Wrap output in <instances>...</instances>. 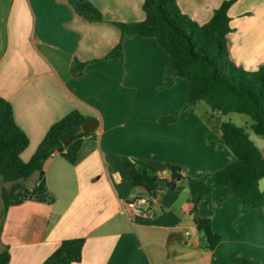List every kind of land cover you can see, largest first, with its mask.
I'll use <instances>...</instances> for the list:
<instances>
[{
    "label": "crops",
    "instance_id": "1",
    "mask_svg": "<svg viewBox=\"0 0 264 264\" xmlns=\"http://www.w3.org/2000/svg\"><path fill=\"white\" fill-rule=\"evenodd\" d=\"M91 1L104 20L84 19L69 0H0V97L11 101L30 138L22 158L30 160L50 127L73 110L99 122L77 164L59 154L45 162L54 202L29 200L9 209L0 252L9 246L10 264H42L64 239L85 237L83 259L73 264H241L242 257L264 263V209L241 214V200L228 186L216 187L199 206L222 235L212 251L194 236L186 186L156 191L163 207L152 220L131 212L130 203L146 192L133 185L122 155L146 159L159 177L170 179L172 162L191 177L210 174L211 181L235 156L208 137L213 130L197 105L185 107L187 79L163 88L170 55L158 39L122 36L115 22L143 21V0ZM178 1L205 24L224 0ZM229 14L233 58L247 70L259 69L264 0H238ZM119 41L124 60L106 58ZM77 61L87 63L80 74L72 71ZM176 112L174 122H161ZM32 176L34 186L39 174Z\"/></svg>",
    "mask_w": 264,
    "mask_h": 264
},
{
    "label": "trees",
    "instance_id": "2",
    "mask_svg": "<svg viewBox=\"0 0 264 264\" xmlns=\"http://www.w3.org/2000/svg\"><path fill=\"white\" fill-rule=\"evenodd\" d=\"M238 0H224L205 24H201L186 14L178 0H143L146 18L143 21L115 24L122 36L141 35L156 37L160 45L170 55V64L164 76L163 88L173 86L177 79L190 82L187 108L204 101L213 113L232 112L248 115L252 119L251 128L264 136V65L257 70H247L239 65L231 52V16L229 10ZM77 13L89 21L104 20L103 12L91 0H69ZM121 41L106 55V58L124 60ZM87 63L77 61L72 71L83 72ZM178 112L163 115L161 122H174ZM87 117L80 110H73L55 122L39 144L30 160L25 161L22 153L28 148L30 138L17 123L11 101L0 97V184L3 199L1 222L12 206L29 200L54 202L55 197L47 186L44 165L54 154H59L71 164L81 160V150L89 133L82 128ZM73 135L68 144L65 140ZM210 139H216L233 152L235 160L213 174L191 177L183 167L167 163L171 172L168 188L178 186L189 189L190 212L198 232L201 249L215 250L222 241V235L213 227L210 217L199 212L201 201L216 187L228 186L241 200V214L264 207V189L260 181L264 178V153L251 138L245 127L232 121H222L220 132H209ZM129 167L133 185L144 192H156L162 188L156 178L157 169L146 159L121 156ZM146 166V169H140ZM38 173L34 186L26 180ZM10 183V186H6ZM176 183V186H173ZM3 226L0 223V231ZM85 237L64 239L58 248L42 264H73L83 259ZM11 251L6 246L0 252V264H10ZM241 264H264L242 257Z\"/></svg>",
    "mask_w": 264,
    "mask_h": 264
},
{
    "label": "rangeland",
    "instance_id": "3",
    "mask_svg": "<svg viewBox=\"0 0 264 264\" xmlns=\"http://www.w3.org/2000/svg\"><path fill=\"white\" fill-rule=\"evenodd\" d=\"M198 113L204 121L209 123V126L211 127V130H213L214 133L220 132V123L222 121H232L240 126H243L246 128V130L251 134V138L255 141V143L262 149L264 153V136L256 134L252 128V119L242 113H236L232 112L229 114H220V113H213L211 107L209 104H207L204 101H199L197 104ZM35 182V176H31L29 179L26 180V184L29 186H32ZM3 184H0V223H1V212L3 209V199L1 195V187ZM6 186H10V183H6ZM260 186L262 189H264V178L260 181ZM264 209V207H263Z\"/></svg>",
    "mask_w": 264,
    "mask_h": 264
},
{
    "label": "built area",
    "instance_id": "4",
    "mask_svg": "<svg viewBox=\"0 0 264 264\" xmlns=\"http://www.w3.org/2000/svg\"><path fill=\"white\" fill-rule=\"evenodd\" d=\"M162 207L163 205L158 199L156 192H146L142 195H138L130 203L131 212L145 220L154 219ZM187 233L190 234L191 232L188 231ZM194 236L198 240L199 236L197 230L194 232Z\"/></svg>",
    "mask_w": 264,
    "mask_h": 264
},
{
    "label": "water",
    "instance_id": "5",
    "mask_svg": "<svg viewBox=\"0 0 264 264\" xmlns=\"http://www.w3.org/2000/svg\"><path fill=\"white\" fill-rule=\"evenodd\" d=\"M98 124H99L98 119L96 117L90 116L86 119L82 128L85 132L90 133L97 128ZM72 137L73 135H70L69 137H67V139L65 140V144H68L70 140L72 139ZM156 180L162 189L168 188V183L170 182V179L168 177H159V178H156ZM176 185H177L176 183H173V186H176Z\"/></svg>",
    "mask_w": 264,
    "mask_h": 264
}]
</instances>
